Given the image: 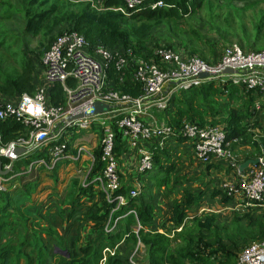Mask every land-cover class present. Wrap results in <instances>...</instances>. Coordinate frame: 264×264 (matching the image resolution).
I'll return each instance as SVG.
<instances>
[{
    "label": "trees",
    "instance_id": "1",
    "mask_svg": "<svg viewBox=\"0 0 264 264\" xmlns=\"http://www.w3.org/2000/svg\"><path fill=\"white\" fill-rule=\"evenodd\" d=\"M65 1L67 0H24L27 8L24 31L31 35L42 33L38 47L39 49L42 47V50H39V53L37 51L33 52L39 60L56 38L55 35L51 34L54 30H58L56 35L66 30H74L82 34L89 44L88 51L91 54L96 45H102L112 52L131 48L135 58L149 60L150 57H154L153 51L164 45L152 38L154 28L164 23L177 24L185 16L198 14L201 8L212 2L218 3L227 0H163L167 5L157 8L150 7V2L154 0H143L141 4L129 9L128 15L110 9L122 5V0H102L101 5L105 8L104 10L93 9L87 0H78L76 4ZM234 1H249L255 4L257 0ZM48 2L50 4L47 8H40ZM261 14L262 19H264L263 9H261ZM263 29L264 21L258 22L253 41L250 42L248 39L246 41L249 46V49L246 50H261L255 47L258 45L259 39L264 41ZM215 32L219 34V37L207 38L203 43L204 50L212 56L220 52L218 47H221V41L226 40L222 33L217 30ZM44 41H46V45ZM167 46L189 55L196 54V50H188L185 46H178L179 48H174L172 45ZM202 51L199 52L205 56ZM115 59L116 57H113L106 68V77L110 86L129 96H140L143 93L142 86L133 79V62L128 65L130 69L118 71L114 64ZM121 76H123L122 79L119 78ZM40 77L42 78V76ZM40 77H36L32 60L26 56L22 57L20 70L15 75L0 74V99L12 98L22 93L33 94L41 81ZM66 85L74 87L76 85L75 79L72 77L67 78ZM261 96L262 94L258 90L247 89L243 84L213 79L205 81L201 85L183 87L173 93L168 107L164 111L162 110L161 115L167 118L165 119L167 123L176 128L180 127L183 120L201 126L206 124L221 125L225 131L227 141L231 142L230 147L232 150L238 145L252 142L258 147V151H261L264 150V139L253 141L251 137V130L260 127V122L256 118L258 110L255 103L259 101ZM65 100V93L61 84L55 83L48 88L46 94L48 105H64ZM113 130L115 134V155L119 157L120 149L122 150L124 147V140L117 126L113 125ZM23 131L24 125L20 121L14 118L0 119L2 143L14 140ZM169 140H171L169 146L160 148L154 145L155 147L152 150V170H155L156 173L148 175L152 170L142 173L147 175V178L156 179L157 183L155 185L159 188L163 187L164 193L175 190L182 183L181 168L179 167L182 159H189L188 161L193 163L192 159L196 158L193 144L187 137L180 135L170 137ZM182 143L190 144L191 152H193L180 158L181 156L174 155L173 146ZM95 154L97 157L95 164L87 177L89 183L87 185H77L78 193L71 200L72 207L69 212V214H74V206L82 203H79L78 198L84 196L91 198L94 195H99V201L96 203L97 211L93 212L90 208L86 210L88 217L95 221L94 228L97 231L95 236L88 238L78 251L68 252V256L54 250L51 254L46 247L36 245L34 242L24 241L18 248L12 247L10 243L0 244V264H99L102 258V249L105 246L113 247L116 244H118V247L115 253L108 255L104 264H133L131 260L138 264L136 255L140 249L139 242L142 243L145 250V264H235L238 252L249 243L248 241L244 244L246 240L250 239L251 242L264 239V206L245 205L244 202L236 200L238 203L244 204L248 211L243 215H239L235 211L232 212L229 217L230 227L221 223L219 216L223 213H200L199 208L204 204L211 203L219 194H221V205L223 207L235 202V198L227 196L222 191L220 188L221 181L216 182L219 183L216 187L213 180L205 182L201 179L203 182L201 188L194 191L187 187L181 188V200L171 204L167 216L161 224L165 227V223L171 222V228H175L174 230L179 228L182 231L187 222L191 223L192 228L189 230V238H184L186 240L182 246L173 247L174 239L181 237L184 233L173 234L175 235L173 237V235L170 236V228L166 231L158 230L156 215L159 211L157 207L159 191L148 194L147 192L152 190V186L146 184L147 186L143 187V193H141L143 197L141 199L137 197L138 195L131 197L129 195L131 186L124 185L120 174L121 185L114 191V195L122 194L125 196L126 201L125 204L119 206L112 213L114 218L121 216L116 227L112 231L106 232L104 225L115 203L108 202L103 192L91 181L93 175L101 167L98 149ZM40 155H42V152H36L28 156L25 161L27 162ZM249 158H254V156L246 155L243 161ZM227 161L219 157H213L208 162L201 161L200 165L203 167L201 172L204 174L208 170L219 168ZM235 162L238 165L241 163L239 159ZM19 163L21 161L16 163L15 166ZM230 167L235 169L232 166ZM25 175L18 174L14 179L22 181L21 193L25 197H29L32 191H35L38 179L37 176H30L29 180L25 182ZM187 175L184 176V179L190 181L186 179ZM94 187L97 188L95 192ZM11 189L12 186L5 191H0V234L4 233L6 229H10V220L15 210L12 200L14 190ZM146 196L151 199L146 201ZM207 199H210V201H207ZM130 210L135 211L136 217L133 213H128ZM119 221L126 223L127 228L121 229V226H118ZM137 222L140 225L137 232L128 228L127 223ZM48 256H50V260H46Z\"/></svg>",
    "mask_w": 264,
    "mask_h": 264
},
{
    "label": "built area",
    "instance_id": "2",
    "mask_svg": "<svg viewBox=\"0 0 264 264\" xmlns=\"http://www.w3.org/2000/svg\"><path fill=\"white\" fill-rule=\"evenodd\" d=\"M87 1L95 10L105 9L101 5L102 0ZM142 1L122 0V5L110 9L128 15V10ZM164 5L167 4L163 0L150 2L151 8ZM88 47L85 37L74 30L59 33L41 58L42 78L35 92L0 99V119L14 118L24 125L23 133L8 143H2L0 135L2 168L10 170L7 175H0V191H5L6 182L19 174L13 173V167L20 158L27 160L31 154L42 152V155L26 162L25 173L38 168L51 170L59 162L66 160L87 159L92 168L98 149L101 167L91 181L103 192L108 202L115 203L105 224V231H112L121 217L114 218L112 213L126 201L124 195H114V191L121 185L114 150L115 125L121 131L124 143L138 151V172L144 173L153 168V152L141 147V142L152 139L157 147L162 148L168 138L181 135L193 144L198 160L208 162L213 157H219L230 161L237 174L233 181L220 184L227 196L244 202L245 205L264 206V160L258 158L257 164L239 171V165L231 151V142L227 141L221 125L201 126L183 120L180 127L176 128L161 117H157L154 122L146 121L144 117L152 107L158 111L163 110L177 90L190 85H201L213 79L240 83L247 89H256L264 95V49L246 50L237 43H229L223 47L219 58L209 63L199 55H189L167 45L157 47L153 51L154 57L149 60L135 58L131 48L112 52L102 45H96L91 54ZM113 57H116L114 64L118 71L130 69L128 65L133 62V79L142 86L143 93L140 96L132 97L110 86L106 68ZM226 68L236 72H224ZM202 73L207 76L201 77ZM69 77L75 79L74 87L66 85ZM55 83L63 86L66 98L64 105L47 104V90ZM94 102L109 104L111 108L102 113L73 118L89 110ZM255 106L258 109L259 103L256 102ZM68 117L73 119L69 120ZM92 126L100 129V143L89 148L81 142L83 137L75 135ZM17 147L24 148V152L17 154ZM138 188H130L129 195L136 197L139 194ZM200 211L208 212L210 209L202 206ZM117 247L118 244L113 247L105 246L100 264H104L106 257L113 255ZM131 262L136 264L133 260ZM235 264H264V239L246 244L238 252Z\"/></svg>",
    "mask_w": 264,
    "mask_h": 264
},
{
    "label": "rangeland",
    "instance_id": "3",
    "mask_svg": "<svg viewBox=\"0 0 264 264\" xmlns=\"http://www.w3.org/2000/svg\"><path fill=\"white\" fill-rule=\"evenodd\" d=\"M65 2L76 4L78 3V0H67ZM49 4L50 2L40 8H47ZM26 9L24 0H0V74L9 76L15 75L20 70L21 58L26 56L32 60L35 66L36 77L39 78L42 76L43 66L41 60L36 58L33 52L37 51V53H39V50H42V47L41 49L38 48L42 33L39 35H31L24 31V25L27 20L25 15ZM261 9L264 10V0H257L255 4L249 1L243 2L234 0L220 1L218 3L212 2L204 8H201L198 14L185 16L177 24L164 23L161 26L154 28L152 38H155V40L159 41L161 44L172 45L174 48L185 46L188 50H196V54L208 61L212 55L204 50L203 43L207 38L219 37V34L216 33L215 30L222 33L227 40L224 39V41H221V47H218L220 52L223 47L229 43H237L243 48L249 49L248 43L246 42L247 39L250 42L253 41V37L256 33V25L258 22L260 23L264 21L261 17ZM57 33L58 30H54L51 34L57 36ZM45 43L46 41H44V44ZM255 48L264 49V41L259 39V43ZM200 50H203L202 53H205V56L199 52ZM258 103L259 108L257 109L258 113L256 118L260 122V127L251 130L253 141L264 139V95L260 97ZM167 107L168 105H165L163 111ZM161 114L162 110L158 111V117L167 119ZM100 135V129L97 126H92L87 130L79 131L75 136L78 138L83 137L81 142L87 147L92 148L91 146L96 147L99 145ZM232 153L235 156V161L245 158L246 155L254 156V158L251 159L262 158L264 160V150L262 149L261 151H258V147L252 142L234 147ZM188 160L189 159H182V163L179 164V167L181 168L180 175L182 176V183H180L175 190L168 193H164L163 187L159 188L155 185V183H157L156 179L143 177V181H147L146 184L152 186V190H149L147 192L148 194L158 191V193H160L157 201L159 211H157L156 215L158 230L166 231L170 228V236L177 233H184L181 237H176L174 239L173 247L182 246L186 240L184 238H189V230L192 228L190 222L186 223L182 231H180L179 228H176V230H174L175 228H171V222L165 223V227L161 225L167 216L171 204L175 201L181 200V188L187 187L192 191L201 188L203 187L201 179L205 182L213 180L214 186L217 187L219 184L216 183L217 181H233L236 178V169L230 167V161L224 162L219 168L208 170L202 174L201 170L203 167L195 159H192L193 163H190ZM19 164L22 165L20 166V169L26 168L25 163ZM68 169L69 167H66L59 173L58 178L63 181L59 180L57 187L55 183L54 186L50 185L47 189L51 191L47 196L43 198L41 197L42 200L38 199L40 196L36 198L35 194L34 196L32 194L31 198L33 200L26 199L21 193V189L23 188L22 181L17 179V190L16 185L11 189L12 191L14 190L12 192L13 203H15L14 192L19 193V195L15 197L17 207H14L15 210L13 211V216L10 220V229H6L4 233L0 234V244L10 243L12 247L18 248L24 241L31 243L34 242L36 245H43L46 247L51 254L54 250L57 253L68 256V252L78 251L80 246L85 244L87 238L93 236L92 227L94 223L90 217H88L86 210L87 208H90L93 212H96V203L89 204L87 202L90 201H87L86 198H80L79 203H83L74 206V214H69L70 208L72 207L70 206L71 200L78 193L77 185L82 180V173H77L75 170L71 171ZM15 170L16 167L14 168L13 173H19V175H21L20 171L17 172ZM155 173L156 171L152 170L148 175ZM29 174L25 175V182L29 180ZM186 174H188L186 179L190 181L184 179ZM72 179L78 181H72ZM14 183H16V179L6 182L7 188H10ZM164 188L167 190L166 187ZM141 193H143V188L140 186L139 194L137 196L140 199L143 197ZM145 199H147L146 201H149L151 198L148 199L146 196ZM216 199H221V194H219ZM207 201H210V199H207ZM234 201L235 202L228 204L225 207L219 204V202L218 208L215 205L203 206L210 209L206 214L209 212L215 213L221 210L219 213H223L219 216L221 223L225 224L224 226L230 227L231 224L229 223V217L232 212L235 211L239 215H243L248 211L244 204L239 205L236 199H234ZM41 202H43V205L39 204ZM64 202H66V205L61 209L60 205ZM203 212L200 211V213ZM120 221L118 226H121V229L127 228L126 223ZM127 226L128 228H131V230L137 227L136 223H127ZM174 236L175 235H173V237ZM248 241L250 242V239L246 240L244 244ZM50 259V256L46 258V260ZM136 259L138 264H145V250L142 243L140 244Z\"/></svg>",
    "mask_w": 264,
    "mask_h": 264
},
{
    "label": "crops",
    "instance_id": "4",
    "mask_svg": "<svg viewBox=\"0 0 264 264\" xmlns=\"http://www.w3.org/2000/svg\"><path fill=\"white\" fill-rule=\"evenodd\" d=\"M219 56H220V52L217 55L211 56L209 58V60L208 61L206 60V61L209 62V63H212V62H214V60H217L219 58ZM162 116H164V115H162ZM144 117H145L146 121L154 122L156 120V118L158 117V110H156L155 108L152 107L146 113V115H144ZM170 142H171V140H169V138H168L165 141L164 146H169ZM154 145H157V143L154 140H152V139L150 141H148V142L147 141H143V142L140 143L141 147L149 149L151 151L154 149ZM173 147H174V150H173L174 155L179 156V157L181 156L180 158L186 157L187 154L190 155L193 152V151L191 152L192 148L190 147V144H188V143L178 144V145H175ZM37 153H40V152H37ZM183 153H185V154H183ZM119 154H120V156L119 157L117 156L116 158H117V164H118L119 173H120V175H122V180H123L124 185L131 186V188L132 187H137V186L139 187V189H140V186H141V188H143L146 185V183H147V181L146 182L143 181V177H147V175L142 174V173L138 172V170H137V158H138L137 149H133V148L129 147L127 143H124V147L122 148V150L120 149V153ZM195 160L200 164V162H201L200 160H198L196 158H195ZM19 161H21V163H25V165H26V161H25L24 158H20L19 160L16 161V163H18ZM239 161L242 163L243 159H240ZM17 166H18L19 169L17 168ZM17 166H15V164H14L13 170L16 167L15 171H17V172L20 171V174H29V173H25L26 172L25 171L26 168L25 169H20V166H22V165L19 164ZM66 167L67 168L69 167V169L71 171L75 170L77 173L78 172L82 173L81 174L82 180H81V182L79 184L87 185L89 183L87 177L89 176V173H90V171L92 169L91 166H90L89 160L82 159L81 161H71V160L61 161V162L58 163V165L55 168H53L51 170H48V169H45V168H38V169L33 170L32 172H30V176H33V177L37 176L38 184H37V187H36L35 191H32L30 196L26 197V199L33 200L31 197H32V194H33V196L35 194L36 198H38V196H40L38 199L42 200L41 197L43 198V197L47 196V194L51 191V190L47 189L50 185L54 186V183H55V185L57 187V183L60 180L58 178V175ZM236 174H237V171H236ZM74 180L75 179H72V181H74ZM60 181H63V180H60ZM75 181L77 182L78 180H75ZM222 182H224V181L221 180L220 184ZM13 185H16V190H17V181ZM54 189H55V187H54ZM95 189H97V188L94 187V192H95ZM17 195H19V193L14 192V201H15V203H14L15 206L14 207H17L16 199H15V197ZM80 198L81 199L86 198L87 201H90V202H87L89 204L97 203L99 201V195H94L91 198L90 197H85V196L84 197H80ZM80 198H78V201H80ZM218 202H219V204H221V199L214 198V200L211 203H208L209 205L208 204H204V205H207V206L215 205L218 208L219 207ZM39 204L43 205V202H41ZM65 205H66V202H64L62 205H60L61 209ZM70 206H71V204H70ZM220 211H218V212H220ZM128 213H133L134 217H136V213H135L134 210H130ZM91 220L94 223V225L92 227V233H93V236H95V234L97 232L96 229L94 228L95 221L93 219H91ZM136 226L137 227L134 229V232H137L139 227H140L138 222L136 223ZM104 229H105V225H104ZM124 236H126V235H124ZM89 238H91V237H89ZM140 244L141 243L139 242L138 243L139 247H140ZM99 264H100V261H99Z\"/></svg>",
    "mask_w": 264,
    "mask_h": 264
},
{
    "label": "water",
    "instance_id": "5",
    "mask_svg": "<svg viewBox=\"0 0 264 264\" xmlns=\"http://www.w3.org/2000/svg\"><path fill=\"white\" fill-rule=\"evenodd\" d=\"M224 72L235 73L236 71L231 69V68H226L224 70ZM200 76L201 77H205V76H207V74L206 73H202ZM110 108H111V106L109 104H105V103H101V102H94L92 107L89 110H87L84 113H79L73 118H79V117H82L84 115H89V114L102 113L104 111H108ZM73 118L72 117H68L67 119L71 120ZM15 152L17 154H21L22 152H24V148L17 147ZM257 163H258V158H256V159L249 158V159H246L245 161H243L241 164H239L238 169H239V171H242L243 169L248 167L250 164L255 165ZM9 171H10L9 169H3L2 168V160L0 158V175L5 176V175H7L9 173Z\"/></svg>",
    "mask_w": 264,
    "mask_h": 264
}]
</instances>
